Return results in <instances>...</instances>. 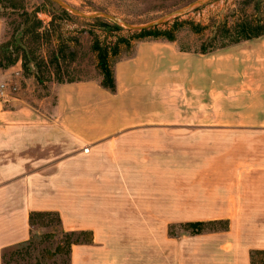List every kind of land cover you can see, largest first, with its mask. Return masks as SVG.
Masks as SVG:
<instances>
[{"label":"crops","instance_id":"obj_1","mask_svg":"<svg viewBox=\"0 0 264 264\" xmlns=\"http://www.w3.org/2000/svg\"><path fill=\"white\" fill-rule=\"evenodd\" d=\"M252 40L206 54L140 42L114 64V92L100 76L38 100L20 65L1 72L0 264L31 239L38 213L86 234L69 264H251L264 251V40ZM172 91L176 125L162 120ZM150 102L156 120H138L151 118ZM173 151L191 172H163ZM197 222L224 228L169 234Z\"/></svg>","mask_w":264,"mask_h":264},{"label":"rangeland","instance_id":"obj_2","mask_svg":"<svg viewBox=\"0 0 264 264\" xmlns=\"http://www.w3.org/2000/svg\"><path fill=\"white\" fill-rule=\"evenodd\" d=\"M58 1L84 15L105 13L130 25L142 26L157 21L199 0ZM10 4L16 6L10 8ZM1 5L2 3H0V44L8 42L14 35L20 40V55L24 52L23 55H27L29 62L28 68L23 69V63L19 58L13 66L0 67V73L3 74L7 70L8 77H13L14 70L20 65L22 77L25 79L24 86L28 88L30 96L38 100L48 95L54 84L81 82L100 77L96 67V55L91 49L94 41L101 44H113L119 38L128 40L130 42L129 47L119 46L120 53L117 57L119 60L131 56L134 47L140 43L132 39V34L136 32H131L121 25H119L122 28L120 31H105L101 27V23H115L104 19L76 17L50 0H6L4 1L6 8ZM23 11L35 13L36 18L42 22L40 30L34 27L35 24L31 19L26 20L22 16ZM63 11L67 15H63ZM175 19L182 24V28L175 33L174 41L181 50L189 52L194 50V52L202 54L201 50L205 48L211 53L236 45L231 43L229 36H224L223 31L231 30L244 21H249L255 28L260 26L264 31V0H211L203 6L171 19L156 28L161 31L168 29ZM191 27L198 33L193 32ZM257 38L263 41L264 35ZM251 41L253 40L251 39L249 42ZM242 42L245 41L239 43ZM251 47L246 50L248 54H250L248 49ZM254 52L252 49L251 53ZM217 104L218 102L216 108H219ZM150 105L152 106L151 118L137 117L138 120L147 122L148 120H156L154 117L159 115V111L154 110L158 107L155 103L150 102ZM176 106L175 92H169L168 100L163 102V124L176 125L182 122L181 118H177ZM144 112L146 111L144 110ZM207 120V118L200 119L201 123L207 122ZM212 120L215 123L220 120L224 121L220 117ZM176 153L179 155L180 152ZM168 161L171 165L163 167L165 173L191 172V166L186 163L187 160L175 159V151ZM180 184L186 188L191 183L183 182ZM201 184L206 185L207 183ZM170 216L175 217L176 215ZM179 216L183 219L208 218V215L203 214ZM31 226L33 228L31 239L23 246L7 250L4 253L5 264H69L71 242L87 240V236L84 235L68 238V233H64L60 229L58 218L52 213L33 216ZM223 228V224L206 223L203 230L213 231ZM191 231L192 229L185 227L184 224H181L180 227L171 226L169 228V234L173 236L187 235ZM253 262L254 264H264V255H254Z\"/></svg>","mask_w":264,"mask_h":264},{"label":"trees","instance_id":"obj_3","mask_svg":"<svg viewBox=\"0 0 264 264\" xmlns=\"http://www.w3.org/2000/svg\"><path fill=\"white\" fill-rule=\"evenodd\" d=\"M4 1H6V0H0V3H2L1 6L3 8H6L4 5ZM9 1H14V0H9ZM9 6H10V8H14V6H16V5L10 4ZM62 14L67 15L66 12H64V11L62 12ZM22 16L25 17L26 20L31 19L32 22L35 24L34 27L36 29H38V30L41 29L42 22L36 18L35 13H28L26 11H23ZM101 27L103 28V30L109 31V32L120 31L122 29L117 24H108V23H101ZM181 28H182V24L178 23L177 19H175L172 23V26L168 29L161 31L158 28H153V29H149V30L136 32V33L132 34V39L137 40L138 42H149V41H159V40H163V41H167V42H174L175 41V33ZM256 28L249 21H244V22L238 24L237 26H235L233 29H231V30L227 29V30H224L223 32H224V36H229L231 38L232 44H237L241 41L251 40V39L257 38L261 35H264V31H263V29H261L260 26L256 27ZM191 30L195 33H198V31H196L192 27H191ZM120 45H124V46L129 47L130 42L126 39H123V38H119L113 44L112 43L101 44L98 41H94L92 44V47H91L92 51L96 55V67L99 70V73L101 76V86L110 92L115 91V80H114V76H113V66L117 61H119V58H117V57L119 56V53H120V49H119ZM20 48H21L20 40L17 37H15L14 35L11 37V39L8 42L0 44V67L1 68H7L10 66H13L15 63H17V61L20 58L22 63H23L22 64L23 69H27L29 60L27 59L26 54L23 55L24 52H23V54L20 55V53H19ZM209 52L210 51H207L205 48H202V50H201L202 54H206ZM42 214H44V213H38V214L31 215L29 218L30 224H31L33 216L42 215ZM47 214H50V213H47ZM58 222H59V219H58ZM205 225H206V223L197 222V223H188V224H185L184 226L189 228V229H192V231H191L192 234H198V233L203 231ZM76 235L80 236V235H86V234L85 233H68L67 234L68 238L76 236ZM27 243H28V241L23 243V244L16 245V246L5 249L1 254L2 264H5V254L4 253L7 250L15 249V248L23 246ZM76 243H79V241L78 240L72 241L70 246L72 244H76ZM254 255H264V251L263 252H253L251 254V260H252L251 264H254V262H253V256Z\"/></svg>","mask_w":264,"mask_h":264},{"label":"water","instance_id":"obj_4","mask_svg":"<svg viewBox=\"0 0 264 264\" xmlns=\"http://www.w3.org/2000/svg\"><path fill=\"white\" fill-rule=\"evenodd\" d=\"M52 3L58 5L59 7H61L62 9H64L65 11H68L69 13H71L72 15L76 16V17H79V18H83V19H104V20H110L112 22H114L115 24H118V25H121L123 26L124 28H127L129 31L131 32H140V31H144V30H149V29H153V28H156L158 26H160L161 24L171 20V19H174L180 15H183L185 13H188L194 9H196L197 7H201L203 6L204 4L210 2L211 0H199V1H196L194 3H191L189 4L188 6H185L157 21H154V22H151V23H148L146 25H142V26H133V25H130L116 17H113V16H110V15H107L105 13H97V14H93V15H84V14H81L77 11H75L74 9H72L71 7H69L68 5H66L65 3L61 2V1H58V0H50Z\"/></svg>","mask_w":264,"mask_h":264},{"label":"built area","instance_id":"obj_5","mask_svg":"<svg viewBox=\"0 0 264 264\" xmlns=\"http://www.w3.org/2000/svg\"><path fill=\"white\" fill-rule=\"evenodd\" d=\"M15 91V88H12L11 89V92H14ZM8 97V94H7V85L5 84H0V101H6Z\"/></svg>","mask_w":264,"mask_h":264}]
</instances>
